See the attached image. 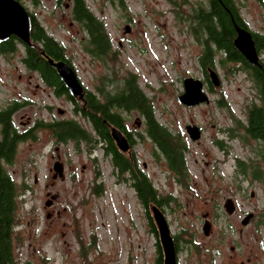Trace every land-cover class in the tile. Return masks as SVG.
<instances>
[{
	"label": "rangeland",
	"instance_id": "rangeland-1",
	"mask_svg": "<svg viewBox=\"0 0 264 264\" xmlns=\"http://www.w3.org/2000/svg\"><path fill=\"white\" fill-rule=\"evenodd\" d=\"M67 1L21 3L65 45L86 89L94 90L106 73L116 80L127 71L137 74L140 87L153 101L156 119L187 146L189 178L181 183L164 159L153 155L141 115L136 110L125 113L126 127L134 130L132 151L141 170L161 195H172L161 208L179 245L177 264H264V180L250 178V172L244 176L236 164L237 159L252 160L261 165L264 176V154H258L259 142L242 129L230 136L236 119H245L256 91L244 71H231L232 63L216 64L220 85H211V90L197 59L201 46L187 21L176 17L207 0H124V5L85 0L104 22L116 50L108 70L83 49L85 34L65 7ZM236 1L250 30L264 32V3ZM261 57L264 61V53ZM188 75L202 80L207 102L189 106L178 100ZM8 92L0 84V98ZM60 104L66 117L78 119L90 131L86 120L70 111L68 101ZM188 124L199 128V137H190ZM43 136L49 137L45 143L19 145L13 162L6 164L14 180L23 184L16 211L17 255L32 264H43L46 257L47 264H157L147 217V210L149 214L152 210L137 199L126 174L112 166L101 145L94 149L85 141L78 146L72 141L55 145L48 132ZM57 158L63 176H53ZM96 184L100 193L94 190ZM228 197L236 209L231 214L224 207ZM48 199L50 205L45 204ZM248 213L253 215L243 224ZM206 219L211 222L208 234L202 229Z\"/></svg>",
	"mask_w": 264,
	"mask_h": 264
},
{
	"label": "trees",
	"instance_id": "trees-1",
	"mask_svg": "<svg viewBox=\"0 0 264 264\" xmlns=\"http://www.w3.org/2000/svg\"><path fill=\"white\" fill-rule=\"evenodd\" d=\"M21 2V0H19ZM110 4L124 5V0H106ZM262 2V0H259ZM58 4L61 0H57ZM70 3V13L73 20L79 24L85 36L82 42L83 49L94 59L109 69V60H112L116 50L112 48V41L107 34L104 22L95 15L88 7L85 0H68ZM66 2V3H67ZM65 3V4H66ZM31 16L30 38L34 44L44 50L46 56L54 60L63 59L75 70L71 60L67 56L65 45L49 34L45 26L36 19L33 13ZM178 20L189 23L191 34L201 46L197 56L198 63L204 74L207 68H216L219 63L222 67L227 63L234 64L228 67L231 71L242 70L252 82L256 91V98L251 99L245 111V119L240 121L236 119L235 127L230 136H234L237 128L242 129L245 136L256 139L260 147L257 149L258 154H264V32L252 31L255 47L259 55V63L252 64L244 55L235 47L233 39L236 35L234 24L241 27L249 28L245 18L241 15L240 8L236 0H207L206 2H196L189 15L176 14ZM21 44L29 50L34 45L24 43L15 35H10L5 41L0 42V49L10 51L18 48ZM220 53L218 58L217 54ZM28 63L41 69L47 60L40 61L35 51L29 52ZM49 64V63H48ZM47 76L50 82H60L63 84L55 70L50 64L47 65ZM209 82L211 90L212 83ZM98 91V94L96 93ZM67 98L75 104L74 112H81L83 116L91 119L93 131L88 130L74 117H66L63 126L56 125L54 132L59 136L61 141H72L78 146L80 141H85L89 149L90 146L95 148L94 135L98 134L103 138V152L110 157L112 166L120 173L126 174L129 184L133 188L137 199L147 209L152 204L157 205L161 210L165 202L172 195H161L157 187L153 184L147 173L141 170L136 154L130 150L128 153L121 151L111 136L110 129L105 125L103 119L111 125L120 128L125 134L124 123L126 120L125 113L136 110L144 122V134L150 138L153 143V155L157 158H163L169 170L173 171L178 182L184 183L189 178L188 168L184 159V152L187 148L179 135H175L165 124L159 122L154 113V106L151 97L140 87L137 74L127 71L125 75L116 80L109 73L100 78L94 90H86L84 96L85 107L79 106L74 95L70 94L65 88ZM5 124L2 138L0 139V264H32L31 260H22L17 255L15 247L16 238V211L22 192L23 184L19 185L11 173L8 171L6 164L13 162L15 157L14 138L11 136L7 114L0 118ZM95 132V133H94ZM129 136V134H126ZM140 137L143 135L139 133ZM144 135V136H145ZM216 143L222 145V141L217 139ZM101 144V145H102ZM237 167L240 172L246 176L250 172V178L255 180H264L263 171L259 163L255 164L252 160L249 162L243 159H237ZM95 192L100 193L98 184L95 185ZM148 221L151 231L155 236V245L157 249V264H162L163 253L158 238V230L152 214L147 210ZM173 237L177 251L178 242ZM81 246L83 245L80 240ZM47 257L44 258L43 264H47Z\"/></svg>",
	"mask_w": 264,
	"mask_h": 264
},
{
	"label": "flooded vegetation",
	"instance_id": "flooded-vegetation-1",
	"mask_svg": "<svg viewBox=\"0 0 264 264\" xmlns=\"http://www.w3.org/2000/svg\"><path fill=\"white\" fill-rule=\"evenodd\" d=\"M65 7L70 9V3L67 2ZM187 15H189V13H187ZM70 23H72V21H70ZM27 44L34 45L35 47H33L32 50H29L19 44L20 46H18V48L10 51H3L0 49V84L5 85L9 90L6 97L0 98V118L3 117V114H7L9 129L11 131V136L14 138L16 151L18 150L19 145L24 143L32 145V143H40L42 140H44L43 143L47 142L49 137L44 138L43 136L46 132L51 135L53 144H64V141H61L59 136L55 134L53 130L56 125H58V128L59 126H63L66 119V109L64 108V104L61 106L60 102L63 103L68 101L71 104L70 111L76 113L74 112L75 104L67 98V94L65 92V88L67 90L68 88L66 87L65 82L60 78L57 69L53 65L52 66L55 68L63 84L60 82H50L48 79L46 69L48 67L47 65H50V63L44 53V50L40 49L37 44H34L30 37L29 43ZM31 51H35L37 53L39 61L40 58H42L43 61L47 60L49 64H44L41 69L37 66L29 64L27 60L29 52ZM204 76L207 82L210 81L208 72L204 74ZM86 90L87 89L84 86L82 96L74 95V98L78 101L79 106L85 107L84 96L86 94ZM96 93L98 94V91H96ZM78 115H80L82 119L86 120L90 126V130L93 131L94 129L91 119L83 116L81 112L78 113ZM2 121L3 120L0 119V139L2 138V134L4 132L3 129L5 127V124ZM103 122L109 129L113 126L105 119H103ZM125 124L126 123H124V129L126 130V134H129V136L126 135L120 128L119 129L128 139V150L130 148L132 150L134 139L131 137V134L134 130L127 128ZM93 140L95 141V145L98 143L101 145L104 141L98 134L94 135ZM102 147H104V144L101 145V148ZM57 160L59 159H55V161ZM235 210L236 209H234V211Z\"/></svg>",
	"mask_w": 264,
	"mask_h": 264
},
{
	"label": "water",
	"instance_id": "water-1",
	"mask_svg": "<svg viewBox=\"0 0 264 264\" xmlns=\"http://www.w3.org/2000/svg\"><path fill=\"white\" fill-rule=\"evenodd\" d=\"M264 3V0H262ZM236 35L233 39L235 47L244 55V57L252 64L259 63L258 52L255 47V42L250 29L234 24ZM129 30L128 25L125 26ZM31 31V16L26 7L19 0H0V41L7 39L10 35H15L23 42L29 43ZM51 65H53L60 78L65 82L69 93L75 96H82L84 85L79 79L77 72L65 60H54L47 56ZM208 76L210 82L214 86L220 85V77L216 69L208 67ZM178 100L185 105H194L201 102H207L209 97L203 89V82L199 78L193 76H186L183 79V91L177 96ZM186 130L192 139L199 137L200 131L197 126L187 125ZM111 136L114 139L117 147L121 151H127L129 148L128 139L122 131L115 127H110ZM55 170L53 176H63V164L57 160L53 163ZM54 197V195L52 196ZM51 199L46 200L45 204L50 205ZM224 207L228 213H232L235 205L231 198H227L224 202ZM152 216L158 230V238L161 244L163 261L162 264H177V252L175 243L162 210L155 204L150 206ZM253 213H248L243 219L242 223H248ZM211 222L205 220L202 226L203 232L208 234L210 232Z\"/></svg>",
	"mask_w": 264,
	"mask_h": 264
}]
</instances>
